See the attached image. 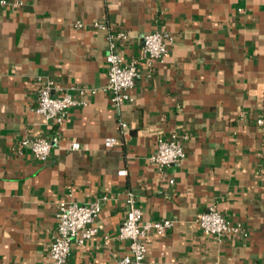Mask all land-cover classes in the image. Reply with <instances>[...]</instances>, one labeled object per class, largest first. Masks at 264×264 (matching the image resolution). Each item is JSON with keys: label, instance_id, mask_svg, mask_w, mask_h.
<instances>
[{"label": "crops", "instance_id": "crops-1", "mask_svg": "<svg viewBox=\"0 0 264 264\" xmlns=\"http://www.w3.org/2000/svg\"><path fill=\"white\" fill-rule=\"evenodd\" d=\"M10 2L20 5L0 6V264H50L59 204L101 196L99 232L68 264H117L129 253L118 239L126 191L143 220H178L149 234L146 264H264V0ZM96 23L128 34L119 52L142 75L133 103L117 108L102 89L109 30ZM156 31L175 41L149 76L141 45ZM46 80L87 105L47 120L33 110ZM171 135L185 137L186 157L160 169L149 157ZM38 137L53 143L44 162L21 146ZM211 206L247 236L205 234L196 220Z\"/></svg>", "mask_w": 264, "mask_h": 264}, {"label": "built area", "instance_id": "built-area-1", "mask_svg": "<svg viewBox=\"0 0 264 264\" xmlns=\"http://www.w3.org/2000/svg\"><path fill=\"white\" fill-rule=\"evenodd\" d=\"M12 5L17 7L19 2L11 3L10 0H0V6ZM99 29H108V53L107 83L102 88L110 96L113 106L119 108L126 103H133V90L137 81L142 77L139 70V60L134 59L126 62L120 54V45L128 39V34L121 30H115L104 24H95ZM77 28H83L82 22L75 24ZM174 37L167 32L156 31L142 39L141 52L150 67V75L157 64H163L169 54L170 46L174 43ZM55 84L52 80L42 83L37 93L34 112L43 115L47 120L62 124L68 118L71 111L80 106L87 105L85 99H77L72 94L65 92L62 96L54 94ZM93 90L91 93L94 94ZM84 95V92H80ZM262 124V121H259ZM129 134L126 123H121V135L125 138ZM183 139L177 135L168 138H160L155 153L149 157V161L160 169L169 168L181 163L186 152ZM56 139H54L55 141ZM119 139L109 138L107 145H118ZM22 147L29 146L34 157L39 161H47L52 153L53 143L45 138H25L21 142ZM70 151L80 150L78 143H71ZM123 173V172H122ZM107 196H101L94 201L77 203L72 199L63 201L58 206L57 226L53 234L50 248V264H68V259L75 245L83 246L87 241L94 238L99 228L96 226L97 218L101 212ZM126 217L118 234V239L129 242V253L118 260L117 264H146L147 261V238L155 233L159 236L166 234L177 223L176 219H164L159 221L143 220V211L138 206L137 196L132 191L125 192ZM205 234L215 236L221 240L229 235L247 236L245 228L240 224H232L215 206L201 212L196 220ZM107 240L108 237H105Z\"/></svg>", "mask_w": 264, "mask_h": 264}]
</instances>
